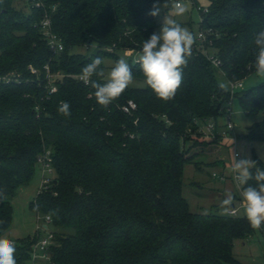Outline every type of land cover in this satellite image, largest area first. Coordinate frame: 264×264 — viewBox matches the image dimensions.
<instances>
[{
  "label": "trees",
  "instance_id": "obj_1",
  "mask_svg": "<svg viewBox=\"0 0 264 264\" xmlns=\"http://www.w3.org/2000/svg\"><path fill=\"white\" fill-rule=\"evenodd\" d=\"M18 1L0 0V78L12 79L0 82V236L13 223L12 198L32 181L37 157L48 149L55 177L30 207L51 216L60 232L49 249L50 264H244L234 255L235 243L247 242L256 230L245 214L231 217L221 207L192 212L183 175L187 165L199 168L197 144L211 147L224 138L227 125L222 130L217 120L227 117L234 98L247 116L263 114L245 138L264 143V84L231 90L256 72L252 35L264 27V0H210L207 12L201 10L207 40L200 44L194 35L175 97L163 101L146 84L129 86L107 108L76 77L96 57L105 73L106 61L125 54L134 80L145 83L133 56L158 32V17L149 12L163 0ZM47 14L64 46L57 55L42 32ZM48 68L61 77L55 93ZM92 79L106 82L105 76ZM61 101L70 104L69 117L58 112ZM130 101L136 110L127 113ZM209 122L215 126L211 139L203 132ZM254 161L264 168L256 155ZM223 176L233 183L232 175ZM250 185L256 186L254 179L244 187ZM233 197L241 200L239 193ZM37 238L16 242L17 264L31 260Z\"/></svg>",
  "mask_w": 264,
  "mask_h": 264
},
{
  "label": "clouds",
  "instance_id": "obj_2",
  "mask_svg": "<svg viewBox=\"0 0 264 264\" xmlns=\"http://www.w3.org/2000/svg\"><path fill=\"white\" fill-rule=\"evenodd\" d=\"M161 7L168 10L163 18L162 27L159 32H153L150 38L144 39L138 63L145 77V84L158 99L170 101L181 87L183 69L187 66L196 38L192 32L173 18L183 16L188 11L183 0H164L162 5L157 2L153 4V10L149 12V15L156 17ZM252 43L255 45L256 74L264 77V27L254 32ZM102 63L99 57L92 59L82 68L79 78L84 84L91 85L95 91L90 95L95 97L99 105L107 108L133 83L134 76L126 59L121 57L114 63L106 82L99 83L92 77L104 78V69L100 67ZM220 87L227 91L226 84L221 83ZM58 112L69 117L70 104L61 101ZM261 158H264V155H261ZM229 171L232 179L242 189L240 195L243 210L250 226L255 230H264V168L258 167L257 162L251 159L237 160L233 156ZM253 179L256 186L244 187L249 180ZM2 198L3 192H0V199ZM233 201V194L229 191L225 194V199L220 202V207L227 209ZM15 251L14 243L7 237L0 236V264H17L14 258Z\"/></svg>",
  "mask_w": 264,
  "mask_h": 264
},
{
  "label": "rangeland",
  "instance_id": "obj_3",
  "mask_svg": "<svg viewBox=\"0 0 264 264\" xmlns=\"http://www.w3.org/2000/svg\"><path fill=\"white\" fill-rule=\"evenodd\" d=\"M183 2L188 8V11L183 16L173 18L176 19L181 26L186 27L194 35H197L200 31L202 22L201 10H207L209 8L210 0H183ZM21 3L22 1L19 0L16 4L20 5ZM159 3L162 5L164 0ZM167 11V9L161 7L160 13L157 15L159 22L158 32L162 27L163 18L167 14ZM78 51L84 53L83 49H79ZM121 57L126 59L128 63L130 62V58L125 54H120V58ZM138 57L139 55L133 56V61L136 62ZM106 65L110 66L105 72V77L107 79L114 63L106 61ZM218 79L220 84L224 83L227 87L229 86L223 74H220ZM241 83L243 86L237 90L238 93L264 84V77L257 76L255 72L242 80ZM144 86V82L136 80H133V83L130 85V87ZM232 111L233 121L235 123L234 131L229 132L218 144H214L211 147L197 144L196 150L198 151V156L195 162L199 168L192 164L187 165L184 169L183 196L187 199L190 210L194 213H210L211 211H215L216 207L214 208V206L220 204L224 199L219 189L220 186H225V184H227V186L229 185L231 187L232 193H239L237 185L222 179L223 174L231 176L229 170L233 162L235 151L240 154V159H251L253 161L255 155L259 159L261 155H264V143L249 142L245 138L251 125L257 121H261L263 119V114L254 117L247 116L238 98L233 99ZM217 125L223 130L227 125V117H220L217 120ZM203 129L206 131L205 126H203ZM261 160L264 161V158H261ZM214 174H218V177L214 178ZM47 177L53 179L55 174L48 175ZM42 187L43 174L41 167L38 165L36 166L32 181L19 188L12 198L14 211L13 223L10 229L2 236L18 242L27 238L36 239L39 234V240H41L43 238H48L50 234L55 235L60 233L55 229L53 224L48 226V230L40 229L39 227L43 228L44 226L45 216L33 211L30 207ZM235 203L238 208L241 206L240 202ZM240 214H244V210H241ZM250 239L252 240L251 244H247L245 241H237V245L234 248L235 257L244 264H264V238L261 231L256 230ZM243 243H246V245H243ZM26 264L34 263L32 260H29Z\"/></svg>",
  "mask_w": 264,
  "mask_h": 264
},
{
  "label": "built area",
  "instance_id": "obj_4",
  "mask_svg": "<svg viewBox=\"0 0 264 264\" xmlns=\"http://www.w3.org/2000/svg\"><path fill=\"white\" fill-rule=\"evenodd\" d=\"M37 6H40V3L38 2L36 4ZM207 12V10L205 11V13ZM42 32L46 38V40L48 41V46L50 48V51L57 55L60 54L61 52H63L64 50V46L61 42V40L53 33L52 31V22H51V18L50 16L47 14L45 16V19L43 20L42 24ZM211 32V30H210ZM197 37V42L200 44H203L206 42L207 40V32L203 31L200 29L199 33H197L196 35ZM213 63L215 64L216 67L220 66V62L218 60H212ZM32 72L36 73V71L32 68ZM48 81H49V86L51 87V93H55L57 92V87H55V83L58 79H61V77L59 76H53L48 68ZM80 76L76 77L79 81ZM9 82L12 81V79L10 77H4V78H0V82ZM83 82V81H82ZM242 83L241 82H236V83H232L231 84V90L232 93L235 94L237 92V90L240 89V87H242ZM229 108L227 109V128L228 131L224 132V136H226L227 134H229V132H233L235 129V124L233 122V111H232V101L228 103ZM125 112L129 113L131 110H136V104L132 101H130L128 103L127 107L123 108ZM215 126L214 123L209 122L206 125V131L203 130V132H205V135L208 139L214 138L215 136ZM234 157L239 160L240 159V154L238 152L235 151L234 153ZM37 163L38 165L41 167L42 170V174H43V187L41 189V191H43L44 189L46 190L49 186V184L52 182L53 179L48 178V175H52L55 174V170L53 167V156H52V152L51 150L45 149L41 154L38 155L37 157ZM214 178L218 177V174H214L213 175ZM221 176V175H220ZM226 176H223L222 179H226ZM233 183L235 185H237L238 189H239V194L241 192V187L232 179ZM241 196V195H240ZM241 206L238 208L235 204H234V208L229 207L226 209V215L231 216V217H236L240 214V211L243 210V201H242V197L241 200H239ZM50 224H53V220L51 218V216H45L44 218V226L43 228L39 227L40 229H44V230H48V226ZM39 229V230H40ZM40 239V234L37 238V241L33 244L32 246V252H31V260L33 261L34 264H50V254H49V249L55 245V236L50 234L48 236V238H43L41 240ZM14 243V246L16 245V242L11 240Z\"/></svg>",
  "mask_w": 264,
  "mask_h": 264
},
{
  "label": "crops",
  "instance_id": "obj_5",
  "mask_svg": "<svg viewBox=\"0 0 264 264\" xmlns=\"http://www.w3.org/2000/svg\"><path fill=\"white\" fill-rule=\"evenodd\" d=\"M219 189L221 190V191H220V190H219V191L221 192L222 197H224V199H225V194H226L227 192H229V191L232 192L231 187H230L229 185L227 186V184H225V186H220ZM233 193H234V192H233ZM233 193H232V194H233ZM234 204L236 205V203L233 202L232 205H234ZM232 205H231V206H232ZM231 206H230V207H231ZM216 207H220V204L216 205ZM224 211H225V210H224ZM261 234H262V233H261ZM236 243H237V242H236ZM236 243H235V246L237 245ZM246 243H247V244H248V243L251 244V243H252V240L249 239V240H247ZM246 243H243V245H246Z\"/></svg>",
  "mask_w": 264,
  "mask_h": 264
},
{
  "label": "water",
  "instance_id": "obj_6",
  "mask_svg": "<svg viewBox=\"0 0 264 264\" xmlns=\"http://www.w3.org/2000/svg\"><path fill=\"white\" fill-rule=\"evenodd\" d=\"M231 207L234 208V205H232Z\"/></svg>",
  "mask_w": 264,
  "mask_h": 264
}]
</instances>
